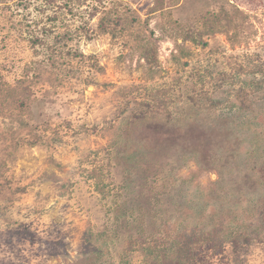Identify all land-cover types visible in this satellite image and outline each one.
<instances>
[{
    "label": "rangeland",
    "instance_id": "obj_1",
    "mask_svg": "<svg viewBox=\"0 0 264 264\" xmlns=\"http://www.w3.org/2000/svg\"><path fill=\"white\" fill-rule=\"evenodd\" d=\"M182 261L264 264V0H0V264Z\"/></svg>",
    "mask_w": 264,
    "mask_h": 264
},
{
    "label": "trees",
    "instance_id": "obj_2",
    "mask_svg": "<svg viewBox=\"0 0 264 264\" xmlns=\"http://www.w3.org/2000/svg\"><path fill=\"white\" fill-rule=\"evenodd\" d=\"M102 26V29L104 28V29H106V26L105 25H101ZM185 55H188V53H184ZM145 55H149V53H145ZM177 264H183V261L182 262H180V263H177Z\"/></svg>",
    "mask_w": 264,
    "mask_h": 264
}]
</instances>
